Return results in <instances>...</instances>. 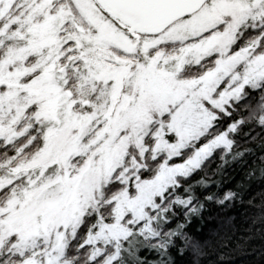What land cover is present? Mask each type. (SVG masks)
<instances>
[{
  "label": "snow or ice",
  "instance_id": "obj_1",
  "mask_svg": "<svg viewBox=\"0 0 264 264\" xmlns=\"http://www.w3.org/2000/svg\"><path fill=\"white\" fill-rule=\"evenodd\" d=\"M256 180L264 0H0V264H205Z\"/></svg>",
  "mask_w": 264,
  "mask_h": 264
},
{
  "label": "trees",
  "instance_id": "obj_2",
  "mask_svg": "<svg viewBox=\"0 0 264 264\" xmlns=\"http://www.w3.org/2000/svg\"><path fill=\"white\" fill-rule=\"evenodd\" d=\"M220 160H214L206 171L208 174L216 172ZM236 165L224 166L223 174L213 176L223 181V188H235L236 183L243 176L242 172L234 171ZM264 192V182H253L244 204H237L230 210L218 207L211 209L210 217L206 220L203 232L209 239V255L205 264H260L259 256L253 259L249 252L253 247L260 248L264 244V237L254 232L251 227L252 218L258 214L261 203L260 194ZM255 198L256 208H250L247 200Z\"/></svg>",
  "mask_w": 264,
  "mask_h": 264
}]
</instances>
